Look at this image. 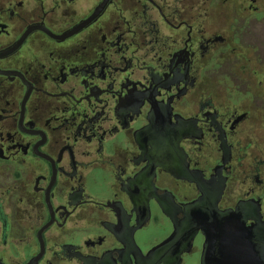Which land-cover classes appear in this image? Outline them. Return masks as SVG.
Here are the masks:
<instances>
[{"label": "flooded vegetation", "instance_id": "obj_1", "mask_svg": "<svg viewBox=\"0 0 264 264\" xmlns=\"http://www.w3.org/2000/svg\"><path fill=\"white\" fill-rule=\"evenodd\" d=\"M264 264V0H0V264Z\"/></svg>", "mask_w": 264, "mask_h": 264}, {"label": "water", "instance_id": "obj_2", "mask_svg": "<svg viewBox=\"0 0 264 264\" xmlns=\"http://www.w3.org/2000/svg\"><path fill=\"white\" fill-rule=\"evenodd\" d=\"M259 264V263H258Z\"/></svg>", "mask_w": 264, "mask_h": 264}]
</instances>
